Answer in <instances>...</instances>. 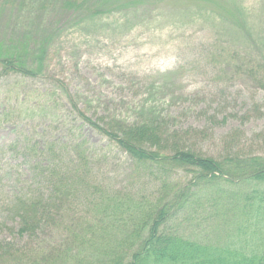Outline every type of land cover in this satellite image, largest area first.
Listing matches in <instances>:
<instances>
[{"label":"rangeland","instance_id":"1","mask_svg":"<svg viewBox=\"0 0 264 264\" xmlns=\"http://www.w3.org/2000/svg\"><path fill=\"white\" fill-rule=\"evenodd\" d=\"M84 8L74 17L71 10L59 14L53 0H0V52L20 49L25 65L42 68L21 75L5 68L1 60L8 58L0 56V246L27 257L50 252V264L118 260L120 253L100 249L121 238L119 228L106 227L108 215L127 196L133 204L160 197L163 165L132 168L105 132L149 124L143 147L162 155L264 157V91L248 74L249 65L264 64V0H92ZM48 166L59 179L82 168L84 184L88 177L101 188H85L84 198L96 192L87 200L78 193L50 227L41 221L35 230L26 222L29 232L23 233L21 219L6 205L41 186L48 197L41 172ZM189 175L175 170L171 179L179 184ZM238 187L228 196L249 190ZM201 194L205 202L214 191ZM203 209L178 233L221 241L232 231L224 209L216 225L215 218L204 219ZM187 216L179 212L161 230L172 232Z\"/></svg>","mask_w":264,"mask_h":264},{"label":"trees","instance_id":"2","mask_svg":"<svg viewBox=\"0 0 264 264\" xmlns=\"http://www.w3.org/2000/svg\"><path fill=\"white\" fill-rule=\"evenodd\" d=\"M18 1L24 2V0ZM58 1L60 8L57 6V0H53L58 13L69 14L71 10L74 17H78L85 13L84 5L92 0ZM96 1L99 3L100 0ZM104 7L106 6L100 8ZM13 25L16 27L18 20ZM17 42L23 43L22 40ZM14 51L17 52H0V56L8 58L1 60L8 62L6 65L2 64L5 68L21 75L41 71L39 62L35 65L28 61L25 65L21 60L23 57L20 49ZM11 63L14 65L10 66ZM248 69L251 79L257 80L264 91V64L249 65ZM150 130L152 127L144 124L125 128V132H105L107 137L134 162H130L132 168L134 164L137 166L136 170H139V167L146 169L153 164L163 165L164 168L158 174L159 185L156 193H160L159 198L133 204L127 196V201L121 199L119 206L108 215L112 219V224L109 223L106 227L113 226L109 229L116 231L119 228L121 237L115 245L100 248L114 255L120 253L121 257L118 260L116 257L109 264H264V157L215 160L182 150L174 151L171 155H162L157 149L151 151L143 147L146 142L144 141L146 132ZM74 162L80 165L78 157ZM49 163L47 162L46 165ZM51 168L48 166L41 171L43 184L50 190L48 197L43 194L41 186L33 190V194L24 197L15 196L16 199L10 200L6 205L16 213L17 218L21 219L19 229L23 233L29 232L26 222H29L35 230L41 221H45L50 227L51 221L58 222V217L53 218V216H58L63 206L69 208L70 204L77 202L78 193L81 200H87L94 197L96 192L84 198L85 188L93 190L101 188L88 177L84 184L82 168L74 167L73 170L78 174L72 176L71 170L68 169L61 179L56 177L57 174L53 177ZM175 170L190 174V180L176 184L171 179ZM221 184L231 188L219 190L213 188ZM238 186H247L249 190L241 193L235 191L228 196L227 190L239 189ZM208 189L214 191V196L204 202V198L201 197L204 193L201 195L200 193ZM92 202L97 205L101 203L99 199H93ZM202 206L206 213L204 219L208 222L215 218V225L219 217L216 214L224 209L225 224L231 226L232 231L221 241L197 242L190 238L186 239L187 236L178 233L176 228L188 220H194L198 208ZM106 210L108 209L104 208V205L99 208L103 216H106L104 214ZM185 210L188 218L178 219L172 232L165 233L161 230L166 224L175 222L176 214ZM70 218L73 220L74 217L70 216ZM23 219L26 225L21 227ZM77 220L80 218L78 217ZM84 223L88 222L84 219ZM63 228L65 229V224ZM88 230L95 233L93 229ZM103 233L107 234V239L110 238L104 228ZM78 240L77 236L75 240L69 241V245L71 247L77 245ZM90 249L97 250L96 247ZM24 255L18 254L17 251L14 253L10 245L0 246V264H50L52 261L49 257L50 252L39 251L31 257Z\"/></svg>","mask_w":264,"mask_h":264}]
</instances>
